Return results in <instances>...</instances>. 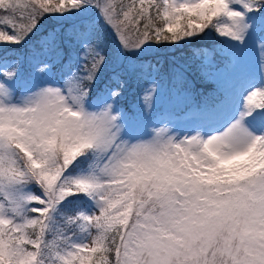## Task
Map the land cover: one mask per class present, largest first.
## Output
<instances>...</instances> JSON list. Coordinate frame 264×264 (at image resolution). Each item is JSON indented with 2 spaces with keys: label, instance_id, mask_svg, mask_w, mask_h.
<instances>
[{
  "label": "snow or ice",
  "instance_id": "1",
  "mask_svg": "<svg viewBox=\"0 0 264 264\" xmlns=\"http://www.w3.org/2000/svg\"><path fill=\"white\" fill-rule=\"evenodd\" d=\"M0 44V264H264V0H0Z\"/></svg>",
  "mask_w": 264,
  "mask_h": 264
},
{
  "label": "trees",
  "instance_id": "2",
  "mask_svg": "<svg viewBox=\"0 0 264 264\" xmlns=\"http://www.w3.org/2000/svg\"><path fill=\"white\" fill-rule=\"evenodd\" d=\"M195 45L196 47H190L189 45H184L183 47H181V50L180 52H178V54H174L176 57H179L181 60L184 61V63L187 64L188 67L190 68H197V62L199 60L195 59L194 56L192 55L193 54V50L197 47H200V46H207V47H211V44L208 42V41H197L195 42ZM30 50L29 46L26 47L24 50L22 48H16V47H12V46H5L3 44H0V57H4V56H7V57H22L24 59L27 58L28 54L27 52ZM173 54V53H167V56L166 58H162L161 59V63H162V67H161V72H162V75H163V72L165 70V67L167 65L168 62H170V58L169 56ZM187 56H190V57H186ZM188 61H192V64H188ZM53 62H54V57H53ZM54 72L56 74H60V71H59V67H57ZM126 92L124 91V97H125V93L126 95H129L130 98L131 96H135L136 93H137V89L135 87V84L131 81H129L127 84H126Z\"/></svg>",
  "mask_w": 264,
  "mask_h": 264
},
{
  "label": "rangeland",
  "instance_id": "3",
  "mask_svg": "<svg viewBox=\"0 0 264 264\" xmlns=\"http://www.w3.org/2000/svg\"><path fill=\"white\" fill-rule=\"evenodd\" d=\"M193 45H195V43H193V44H191V45H189V46H193ZM180 49L181 48H168L167 50H166V53H175V54H178V52H180ZM45 58V57H44ZM43 58V59H44ZM52 59V58H51ZM53 60V59H52ZM172 61L173 62H175V66H179L180 67V65L179 64H185L183 61H181V59H172ZM179 64H178V63ZM199 64V62L197 63V65ZM25 66H27V62H25ZM167 67L168 68H172L173 66L171 65V63L170 62H168L167 63ZM198 67V66H197ZM170 71V70H169ZM191 72L197 77V79H199V78H202L201 77V75H200V73L199 72H195L194 70H191ZM164 75H167L166 73H164ZM136 99V96L135 97H133V100H135Z\"/></svg>",
  "mask_w": 264,
  "mask_h": 264
}]
</instances>
